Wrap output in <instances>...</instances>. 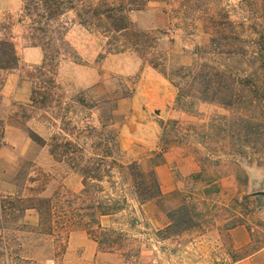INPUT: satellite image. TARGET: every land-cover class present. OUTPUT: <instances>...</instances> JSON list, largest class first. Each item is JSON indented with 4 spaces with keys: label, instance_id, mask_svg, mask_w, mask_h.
<instances>
[{
    "label": "rangeland",
    "instance_id": "374dc122",
    "mask_svg": "<svg viewBox=\"0 0 264 264\" xmlns=\"http://www.w3.org/2000/svg\"><path fill=\"white\" fill-rule=\"evenodd\" d=\"M240 1L192 0L180 11L172 0L169 5L150 3L130 15L136 28L150 35L146 44L152 47L149 57L163 61L168 73L194 66L206 57L211 33L203 30L204 19H209L217 42L213 49L228 45L223 51L235 52V57L225 62L232 73L244 68L241 65L249 54L253 58L261 54L254 64L260 73L256 88L250 89L249 100L232 109L204 102L197 93L181 97L174 87V83L180 86L178 78L173 77L172 83L134 52L107 54L105 40L71 24L66 39L81 60L66 59L58 67L57 81L63 92L59 117L64 122H52L51 126L41 111L29 106L32 84L25 77L41 63V49L26 45L18 28L14 29L21 65L5 76L2 89L0 264H196L197 260L199 264H233L264 248V0H247L243 5ZM20 8L21 0H0V23L7 17L14 21ZM100 54L102 58H98ZM215 67L212 78L217 79L209 97L216 91L212 98L220 101L231 86L234 91L244 88L231 81L228 86L220 82L219 70L223 68L218 63ZM254 96L259 100L253 105L249 101ZM57 105L49 112L53 116L59 113ZM32 133L40 136L44 145L33 142ZM55 134L75 142L87 154L102 138L119 140L124 161L139 160L143 172L166 164L169 176L164 189L175 183L179 190H198L201 184L188 183L187 178L200 166L206 180L217 181L220 192L207 198L193 195L189 200L194 207L192 223L182 224L176 235L158 232L150 224L151 219L162 223L165 211L177 205L178 198L174 201L166 195L161 207H147L142 220L148 222L146 227L127 230L103 220V227L127 230L124 239L113 236V252L95 249L85 233L76 230L61 251L52 237L33 233L39 221L37 211L21 212L17 207L18 196L35 194L31 189L43 188L41 197L80 191L81 176L49 154V138ZM233 221L244 227L251 239L242 248H235L227 237ZM185 228L189 230L182 232ZM90 246L96 250L95 256Z\"/></svg>",
    "mask_w": 264,
    "mask_h": 264
},
{
    "label": "trees",
    "instance_id": "16d2710c",
    "mask_svg": "<svg viewBox=\"0 0 264 264\" xmlns=\"http://www.w3.org/2000/svg\"><path fill=\"white\" fill-rule=\"evenodd\" d=\"M170 1L172 0H21L17 18L13 21L11 17H7L0 23V149L4 146V119L1 116V105L5 76L21 65L15 42L16 36L13 35L16 27L19 38L26 45L41 49V63L31 71H27L25 77L32 84L29 106L33 110L41 111L51 126L52 122L60 124L64 122L63 117H59L63 92L57 81L58 67L61 61L66 59L74 63H80L81 60L66 39L71 24H76L105 40L104 47L107 49V54L134 52L143 63L159 70L172 83L173 77L178 78L180 86L179 83H174V87L181 97L197 93L201 95L202 101L216 102L229 109L244 99L249 100L252 93L250 89H255L259 80L260 73L254 64H258L255 59L261 54L257 58L249 54L248 61L241 65L244 68L232 73L225 62L233 59L235 52H224L222 48L228 45H219L213 49L217 42L213 37L209 19L202 20L206 27L203 30L206 33L210 32L211 37L205 51L206 57L201 59V63L178 68L175 70L176 73H168L163 61L158 63L156 59L149 57L151 55L149 50L152 47L146 44L151 39L150 35L138 30L131 21L130 15L146 9L150 3L169 5ZM175 1L179 4L180 11L181 8L189 7L192 3V0ZM246 1L241 0L240 5L245 4ZM223 32L225 31L220 33L221 36ZM102 56L100 54L98 58ZM250 58L253 61H250ZM217 63L223 68L219 70L220 82H225L228 86V81H231L235 86L244 87L234 91L231 86L230 91L226 92L228 95L220 101L214 99L215 97L212 98L216 91H213L209 97L212 82L217 79L212 78ZM196 85L200 86L201 90L197 89ZM257 100L259 99L254 96L249 103L254 105ZM55 104H58L59 113L56 112L53 116L49 112L53 111ZM59 130L65 132L62 127ZM30 137L36 144L44 145V140L37 134L32 133ZM49 154L55 161L66 163L69 170L81 176V190L77 193L58 191L51 197H41L43 188L31 189L35 194L27 197L18 196L17 207L21 212L36 210L39 221L33 233L37 236L52 237L56 248H60L61 251L64 250L69 235L76 230L84 232L95 242L99 251L111 253L114 250L113 244H116L112 239L113 236L124 239L127 237V230H134L143 225L146 227L144 221L136 215L141 211V206L149 201H155L161 207L167 197L174 201L178 198L181 201L165 211L169 223L164 232H172L176 235L182 224L190 226L192 223L190 214L194 207L189 200L193 199V195L200 193L207 198L210 194L220 192L217 181L206 180L203 176L204 170L199 168L187 178L188 183L201 184L198 190L191 192L185 187V190L178 189L164 197L153 171L143 172L137 160L124 161L125 154L117 139L111 142L102 138L87 154L83 147L61 137L60 134H55L49 138ZM231 160L233 164L236 162L235 158ZM104 217L109 218L111 223L126 227L127 230L103 227ZM112 218H115L114 222ZM118 219H122V223L117 222ZM53 223H59L60 227L54 229ZM236 226H239V223L233 221L228 230ZM186 230L188 231L189 228L181 229L182 232Z\"/></svg>",
    "mask_w": 264,
    "mask_h": 264
},
{
    "label": "crops",
    "instance_id": "0c3cea01",
    "mask_svg": "<svg viewBox=\"0 0 264 264\" xmlns=\"http://www.w3.org/2000/svg\"><path fill=\"white\" fill-rule=\"evenodd\" d=\"M119 146H120L121 150L123 151L120 142H119ZM137 161L140 164L139 160H137ZM198 170H199V167L194 169V170H192L189 173V176L191 174L197 172ZM152 171L154 172V175H155V177H156V179L158 181L159 189H160V192H161L162 195H164V196L168 195L169 196L171 193H173L174 191L178 190V188L175 187V183L171 187H169L168 189H164L165 180H166L167 176H169L166 164L162 165V164L159 163V164L154 166ZM81 182H82V178H81ZM81 188H82V185H81ZM164 190H166L165 192L167 194H164ZM151 204H156L157 205L158 203L155 202V201H149V202L145 203L144 205H142L141 206V211L136 214L138 216V218H141L142 220H144V215L146 214L147 207H149ZM158 209L161 210L159 207H158ZM106 219L109 220V218H107V217L102 218V222H103V220H106ZM144 222H145V225L148 226V222L147 221H144ZM158 223L159 222H156V221H154L152 219L150 220V224L153 225L154 228H156L155 229L156 231L159 232V231L164 230L168 226V223H169L168 219L166 218V215H165V219H163V222L159 223V224ZM154 224H156V225L158 224V226H155ZM227 237L232 241V244L234 245L235 248H242V247L248 245L250 243V241H251L246 229L244 227H242V226H237V227H235L233 229L228 230L227 231ZM89 242L94 244V246H95L94 248L95 249L98 248L95 242H93L90 239H89ZM90 253H92V256L96 253V250L91 249V246H90ZM196 264H199L198 260H197ZM233 264H264V248L249 254L248 256L242 258L241 260H239V261H237V262H235Z\"/></svg>",
    "mask_w": 264,
    "mask_h": 264
},
{
    "label": "built area",
    "instance_id": "2783aa9c",
    "mask_svg": "<svg viewBox=\"0 0 264 264\" xmlns=\"http://www.w3.org/2000/svg\"><path fill=\"white\" fill-rule=\"evenodd\" d=\"M49 264H54L52 261Z\"/></svg>",
    "mask_w": 264,
    "mask_h": 264
}]
</instances>
